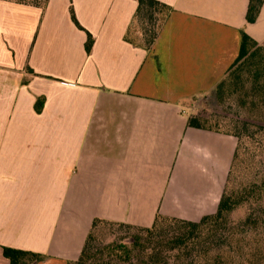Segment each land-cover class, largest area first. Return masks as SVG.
<instances>
[{"label":"crops","instance_id":"0c3cea01","mask_svg":"<svg viewBox=\"0 0 264 264\" xmlns=\"http://www.w3.org/2000/svg\"><path fill=\"white\" fill-rule=\"evenodd\" d=\"M155 1L172 12L149 51L130 36L136 0L0 1V264L3 248L76 262L95 220L216 213L237 140L190 127L185 105L223 78L241 31L264 42V4L248 24L247 0Z\"/></svg>","mask_w":264,"mask_h":264},{"label":"trees","instance_id":"16d2710c","mask_svg":"<svg viewBox=\"0 0 264 264\" xmlns=\"http://www.w3.org/2000/svg\"><path fill=\"white\" fill-rule=\"evenodd\" d=\"M136 1L137 9L134 16L135 21L140 18L152 26L151 30L145 31L146 39L144 40V48L145 50L149 51L153 46L158 33L172 12V9L155 0ZM247 2L248 5L245 19L248 24H253L259 16L261 8L264 4V0H247ZM69 12L72 23L76 28L83 31L82 27L77 22L71 7ZM240 38L241 40L238 56L226 71L223 78L214 86V93L217 99H221L225 96L236 95L238 92L243 91V89L247 90L246 83L249 82L251 90L250 92L255 89L254 93L259 99L258 104H264V46L258 45L247 34H245L244 31L240 32ZM92 45V37L86 33V42L84 45L86 54L90 53ZM25 70L27 74L34 76V73L31 69L26 67ZM243 73H247V78H245L244 81L241 78ZM23 84H27L26 79L23 80ZM226 90H228V93ZM250 96L251 95H249L248 92L244 93L245 103L250 101ZM43 105L44 99L37 98L34 105L35 112L40 113ZM207 123L208 122L201 120L196 116H189L188 118V125L190 127L197 129H207L222 133L217 129L207 126ZM252 128L257 129V134L255 135H258L259 131H264V128L261 127H253L250 124L243 122H233L231 130L227 133H223L236 138L237 145L215 214L203 217L198 223H191L157 216L150 228H139L124 224H113L95 220L93 221L91 230L87 235L78 260L69 264H109L106 262H96L95 256L91 253L92 251L89 250V241L91 239L92 232L99 223L121 226L122 228L128 230V233L131 231L138 232V234H135L134 237H132L133 240L131 242L117 245V248L122 250L121 257L123 255V257L128 260V264H131V254L133 252L143 253V257H147V260H144L140 257V259L137 258V260H135L136 264H158L154 262L158 254H162L163 252L168 253L171 251L181 252L182 250H187L190 247L194 248L200 239L201 229L203 226H223V224L228 220L230 214L235 209L240 207H243L247 214L241 222L235 225V228H253L258 222V218H260V216L264 217V175L261 176L256 182L249 184L248 187H245L242 189V192L237 194L228 186L232 178L234 168L240 159L242 146L248 139L251 141L253 140L251 138L254 136V134L251 133ZM259 213H261V215ZM159 220L175 224V231L178 232V234H176L172 239L166 241L164 238L155 235L158 229ZM106 249L114 250V244L107 246ZM3 255L6 259H8L9 264H36L41 259L39 255L8 248H3Z\"/></svg>","mask_w":264,"mask_h":264},{"label":"rangeland","instance_id":"374dc122","mask_svg":"<svg viewBox=\"0 0 264 264\" xmlns=\"http://www.w3.org/2000/svg\"><path fill=\"white\" fill-rule=\"evenodd\" d=\"M0 1L43 9L49 0ZM151 28L148 22L139 18L133 24L130 36L135 32H141L144 45L145 31ZM260 45L264 46V42ZM246 74L243 73L241 76L243 81L247 78ZM246 88L247 90H239L241 92L236 95L221 99H217L213 89L204 96L193 98L187 106L185 105V109L190 116H196L208 122L207 126L222 133L229 132L233 122H243L253 127L264 128V104H258L259 99L254 93L255 89L250 92L249 82L246 83ZM245 92L251 95L248 103H245ZM251 133L254 134L251 137L253 140L248 139L242 146L240 159L228 184L236 194L264 175V131H259L258 135H255L257 129L252 128ZM246 214L243 207L235 209L223 226H203L200 239L194 248L190 247L181 252H163L158 254L154 262L158 264H264V217L260 216L253 228L236 229L235 225L241 222ZM175 229V224L159 220L155 235L164 238L165 241L170 240L178 234ZM127 231L118 225L99 223L89 241V250L95 256L96 262L128 264V260L123 255L121 257L122 250L117 248V245L131 242L132 237L138 232L128 233ZM111 244H114L115 249H106ZM139 257L147 260V257H143V253L133 252L131 264H136L135 260Z\"/></svg>","mask_w":264,"mask_h":264}]
</instances>
